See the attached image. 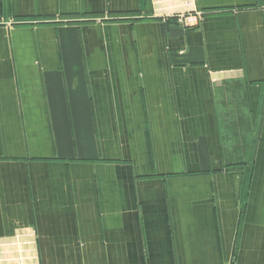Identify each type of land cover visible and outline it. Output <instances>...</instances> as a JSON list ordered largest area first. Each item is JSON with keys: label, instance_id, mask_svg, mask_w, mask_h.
<instances>
[{"label": "crops", "instance_id": "crops-1", "mask_svg": "<svg viewBox=\"0 0 264 264\" xmlns=\"http://www.w3.org/2000/svg\"><path fill=\"white\" fill-rule=\"evenodd\" d=\"M20 263L264 264V0H0Z\"/></svg>", "mask_w": 264, "mask_h": 264}, {"label": "built area", "instance_id": "built-area-1", "mask_svg": "<svg viewBox=\"0 0 264 264\" xmlns=\"http://www.w3.org/2000/svg\"><path fill=\"white\" fill-rule=\"evenodd\" d=\"M187 16H186V14H184V13H181V14H179L178 16H177V19H178V22L179 23H185L186 22V20H187ZM21 264V263H20Z\"/></svg>", "mask_w": 264, "mask_h": 264}, {"label": "rangeland", "instance_id": "rangeland-1", "mask_svg": "<svg viewBox=\"0 0 264 264\" xmlns=\"http://www.w3.org/2000/svg\"><path fill=\"white\" fill-rule=\"evenodd\" d=\"M29 251H30L29 249H23V248L20 249L21 254H23L24 252L28 253ZM28 255H29V253H28ZM20 257H24V256H20Z\"/></svg>", "mask_w": 264, "mask_h": 264}]
</instances>
